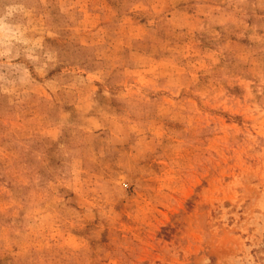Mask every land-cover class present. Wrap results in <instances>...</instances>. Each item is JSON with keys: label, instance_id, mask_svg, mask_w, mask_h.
Wrapping results in <instances>:
<instances>
[{"label": "rangeland", "instance_id": "374dc122", "mask_svg": "<svg viewBox=\"0 0 264 264\" xmlns=\"http://www.w3.org/2000/svg\"><path fill=\"white\" fill-rule=\"evenodd\" d=\"M0 264H264V0H0Z\"/></svg>", "mask_w": 264, "mask_h": 264}]
</instances>
